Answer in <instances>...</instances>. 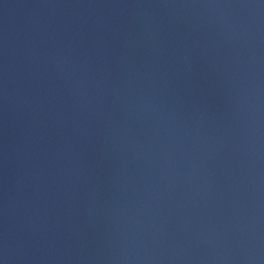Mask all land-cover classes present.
<instances>
[{
  "label": "water",
  "instance_id": "obj_1",
  "mask_svg": "<svg viewBox=\"0 0 264 264\" xmlns=\"http://www.w3.org/2000/svg\"><path fill=\"white\" fill-rule=\"evenodd\" d=\"M0 264H264V0H0Z\"/></svg>",
  "mask_w": 264,
  "mask_h": 264
}]
</instances>
